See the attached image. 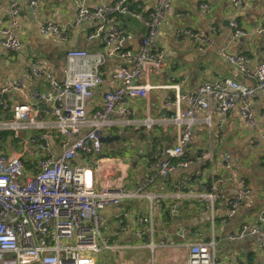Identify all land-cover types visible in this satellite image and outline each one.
I'll return each mask as SVG.
<instances>
[{"label": "crops", "instance_id": "crops-1", "mask_svg": "<svg viewBox=\"0 0 264 264\" xmlns=\"http://www.w3.org/2000/svg\"><path fill=\"white\" fill-rule=\"evenodd\" d=\"M13 0H0V26ZM38 9L33 12L29 0H19V26L16 30L20 49L15 53H3L0 46V85L7 78L21 80L26 93L46 92L50 88L46 73L58 81L63 77L65 53L69 49H84L89 52L104 49V35L88 39L101 24L92 18L78 20L80 8L111 5L115 0H36ZM155 0H127L128 8L146 15ZM171 9L161 24L154 39L155 48L162 51L164 69L153 74L151 81L158 85L180 84L181 93H192L201 82H213L233 78L252 86L253 81L238 75L235 67L220 51L231 55H244L249 68L264 62V0H241L234 6L229 0H172ZM207 5L202 11L200 5ZM235 20L243 30V36L231 38L229 22ZM127 34L123 46L131 51L139 50V39L146 33L145 26L135 17L118 14L111 17ZM52 22L64 30L67 38L42 34V24ZM216 29L214 41L202 51L198 50L178 31L193 29L207 33L209 27ZM260 29L263 31L259 32ZM127 65L124 59L110 57L106 68ZM33 66L41 75L33 74ZM116 85L106 75L104 82L95 91L90 108L98 107L102 93ZM172 92L153 90L146 99H138L131 106L134 116H154L157 123L150 129L115 128L113 136L130 137L131 143L120 146V140L110 143L113 156H105V149L99 157L115 159L116 169L124 170L121 183L124 191H133L146 181L144 191L157 198L149 201L143 197L124 199L118 206H108L100 211L102 239L111 248L93 254L95 264H186L189 245L195 242H213L216 264H264V248L256 238L245 237L232 241L229 236L242 224L258 223L264 214V94L258 93L251 108L257 126L251 128L241 117L238 108L219 118L214 112L211 125L199 122L193 126L192 138L186 147L187 168L176 167L167 176L158 175L150 167V153L155 150L163 160L160 150L174 146L176 128L170 121H163L173 115L174 110L165 106V99ZM0 102L8 106L22 103L25 97L19 92L8 93ZM186 106L181 105L184 110ZM205 113H198L203 119ZM11 118L9 110L0 109V122ZM152 118V117H151ZM152 118V119H153ZM47 119V118H46ZM24 135V134H23ZM102 136L108 137L106 134ZM6 153H16L20 140L10 132H1ZM56 135L54 149L58 153ZM153 144H155L153 149ZM114 150V151H112ZM211 152L213 159L203 160ZM40 152L36 146L29 147L24 157L27 172L34 175L38 170ZM97 157L80 154L72 162L74 166L95 167ZM222 158L228 159L232 172L245 181L248 194L243 206L236 213L226 215L227 204L234 193V185L227 180L229 172L224 168ZM180 161V159H176ZM111 171V170H110ZM109 171V172H110ZM107 180V177H105ZM96 187L99 181L96 179ZM203 191L215 193L214 217L195 195Z\"/></svg>", "mask_w": 264, "mask_h": 264}, {"label": "built area", "instance_id": "built-area-1", "mask_svg": "<svg viewBox=\"0 0 264 264\" xmlns=\"http://www.w3.org/2000/svg\"><path fill=\"white\" fill-rule=\"evenodd\" d=\"M18 1L10 3L5 22L0 26V46L5 54L20 49L16 35L20 14ZM171 1L155 0L146 15L132 12L127 0H115L111 5L93 10L80 8L78 20H101L88 39L103 34L105 45L102 51L67 50L63 77L56 81L45 74L50 84L46 92L27 94L21 80L7 78L1 83L0 96L19 92L25 101L10 106L6 101L0 102V109L11 113L10 119L0 122V133L10 132L20 140L19 150L9 154L5 152L0 137V264H95L92 255L111 248L100 234V211L108 206H118L128 198L143 197L149 201L157 198L144 191L148 181L133 191H124L121 183L124 170L116 169L115 159L99 157L103 130H150L157 123L149 116L135 117L131 106L138 99H146L151 91L172 92L167 95L165 106L171 107L174 113L163 121L175 125V145L162 147L163 160H159L157 151L150 153V167L162 177L176 167L190 165L186 147L191 141L193 126L203 122L210 127L212 112L222 118L238 108L251 128L257 126L251 105L258 93L264 94V62L251 69L244 55L220 51L239 76L253 81L252 86L233 78H223L201 82L192 93H181L183 81L168 85L151 81L153 74L167 65L163 52L155 48L154 39L170 12ZM229 2L237 6L241 0ZM29 4L36 12L38 2L29 0ZM200 9L207 10L208 6L200 5ZM118 14L135 17L145 26L146 33L139 39L137 52L123 46L127 34L111 21V17ZM229 26L231 38L243 36V30L235 20H231ZM40 32L57 35L62 40L67 38L64 30L52 22L42 24ZM181 34L202 51L213 43L216 29L211 26L207 33L185 29L178 31L176 36ZM114 56L124 59L127 65L107 69V60ZM33 74L41 75L38 67L33 66ZM105 75L116 85L104 91L98 107L91 109L94 91L103 84ZM182 104L186 106L184 110ZM200 112L205 113L203 119L197 117ZM56 135L61 136L58 153L54 149ZM262 139L264 141V137ZM32 146L40 152L38 170L34 175L27 172L23 160ZM80 154L97 157L94 169L72 165ZM177 158L181 160L172 165L171 160ZM202 159L211 161L213 156L207 152ZM222 163L229 172L227 180L234 185L226 210V215L231 217L243 206L248 190L245 181L232 172L228 159L222 158ZM195 197L206 206L212 221L215 193L203 191ZM245 237L256 238L264 248V214L260 215L257 224H242L229 239L238 241ZM186 264H216L214 243L189 245Z\"/></svg>", "mask_w": 264, "mask_h": 264}, {"label": "rangeland", "instance_id": "rangeland-1", "mask_svg": "<svg viewBox=\"0 0 264 264\" xmlns=\"http://www.w3.org/2000/svg\"><path fill=\"white\" fill-rule=\"evenodd\" d=\"M152 118L154 117V116H151ZM154 119V118H153ZM117 130L116 129H111V130H103V134H106L107 136H113V135H117V134H113V133H115ZM130 137H127V138H121L120 139V146L122 145V146H127V145H129V143H131V141H130ZM132 140V139H131ZM110 143L109 144H102V147L105 149V153H104V155L105 156H113V155H117V154H114L113 152H110L111 150H110ZM102 151H103V149H102ZM112 151H114V150H112ZM88 157H90V156H88ZM91 158V157H90ZM109 158V157H108Z\"/></svg>", "mask_w": 264, "mask_h": 264}, {"label": "water", "instance_id": "water-1", "mask_svg": "<svg viewBox=\"0 0 264 264\" xmlns=\"http://www.w3.org/2000/svg\"><path fill=\"white\" fill-rule=\"evenodd\" d=\"M1 97L5 98V96H3V95ZM118 140H120L119 136H110V137L109 136L108 137L101 136L100 137V141L102 144H109L111 142L118 141Z\"/></svg>", "mask_w": 264, "mask_h": 264}, {"label": "trees", "instance_id": "trees-1", "mask_svg": "<svg viewBox=\"0 0 264 264\" xmlns=\"http://www.w3.org/2000/svg\"><path fill=\"white\" fill-rule=\"evenodd\" d=\"M154 146H155V144H153V149H154ZM154 151V150H153ZM181 160V159H180ZM150 162H151V159H150ZM178 162V160H176V159H172L171 160V164L172 165H175L176 163Z\"/></svg>", "mask_w": 264, "mask_h": 264}]
</instances>
